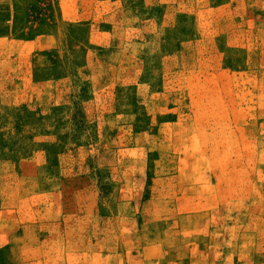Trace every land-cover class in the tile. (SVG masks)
Returning a JSON list of instances; mask_svg holds the SVG:
<instances>
[{"label": "rangeland", "instance_id": "rangeland-1", "mask_svg": "<svg viewBox=\"0 0 264 264\" xmlns=\"http://www.w3.org/2000/svg\"><path fill=\"white\" fill-rule=\"evenodd\" d=\"M0 264H264V0H0Z\"/></svg>", "mask_w": 264, "mask_h": 264}]
</instances>
